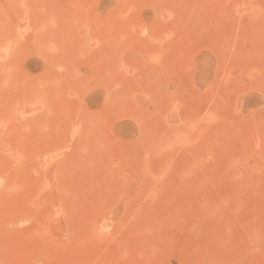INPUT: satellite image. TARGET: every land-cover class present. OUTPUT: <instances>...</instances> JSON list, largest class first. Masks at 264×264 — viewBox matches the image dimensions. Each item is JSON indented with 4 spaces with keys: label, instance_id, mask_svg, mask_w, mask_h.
Segmentation results:
<instances>
[{
    "label": "rangeland",
    "instance_id": "obj_1",
    "mask_svg": "<svg viewBox=\"0 0 264 264\" xmlns=\"http://www.w3.org/2000/svg\"><path fill=\"white\" fill-rule=\"evenodd\" d=\"M0 264H264V0H0Z\"/></svg>",
    "mask_w": 264,
    "mask_h": 264
}]
</instances>
